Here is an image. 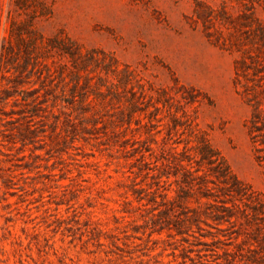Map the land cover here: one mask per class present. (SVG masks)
Here are the masks:
<instances>
[{
	"label": "rangeland",
	"instance_id": "obj_1",
	"mask_svg": "<svg viewBox=\"0 0 264 264\" xmlns=\"http://www.w3.org/2000/svg\"><path fill=\"white\" fill-rule=\"evenodd\" d=\"M250 25L264 0H0V264H264Z\"/></svg>",
	"mask_w": 264,
	"mask_h": 264
},
{
	"label": "trees",
	"instance_id": "obj_2",
	"mask_svg": "<svg viewBox=\"0 0 264 264\" xmlns=\"http://www.w3.org/2000/svg\"><path fill=\"white\" fill-rule=\"evenodd\" d=\"M19 3V2H18ZM198 16L203 20H210V16L203 13L201 10L198 9ZM248 38L257 43L256 49L259 52L257 55H244L240 60H238V68L237 74L238 79L240 80L239 76L241 75H254V79L256 81H263L264 80V26H254L250 25V29L247 32ZM71 51V50H70ZM264 82V81H263ZM258 111L254 112L252 117V129L257 127V118L259 119L260 116ZM210 147V146H209ZM210 149V148H209ZM209 149L204 150L203 158L211 159L212 155L209 154ZM213 162V161H210ZM226 170L222 172L223 177L227 175L228 167L225 168ZM236 185H238L239 181L236 180Z\"/></svg>",
	"mask_w": 264,
	"mask_h": 264
}]
</instances>
